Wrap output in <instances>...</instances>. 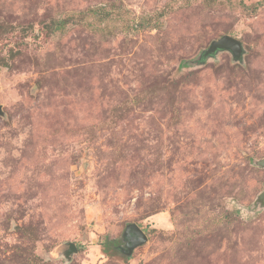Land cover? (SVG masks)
<instances>
[{
	"label": "rangeland",
	"instance_id": "374dc122",
	"mask_svg": "<svg viewBox=\"0 0 264 264\" xmlns=\"http://www.w3.org/2000/svg\"><path fill=\"white\" fill-rule=\"evenodd\" d=\"M0 105V264H264V0H0Z\"/></svg>",
	"mask_w": 264,
	"mask_h": 264
},
{
	"label": "water",
	"instance_id": "95a60500",
	"mask_svg": "<svg viewBox=\"0 0 264 264\" xmlns=\"http://www.w3.org/2000/svg\"><path fill=\"white\" fill-rule=\"evenodd\" d=\"M220 51H228L232 54L234 60L240 62L243 59L245 50L243 43L229 35H225L218 40L212 42L209 49L204 53V57H209L216 55L217 52ZM3 114L2 106L0 105V115ZM258 165L264 168V159L258 162ZM258 200L264 205V191L260 194ZM128 236H131L129 239ZM125 239L127 240L126 243V250L127 256H131L135 249L138 247L143 246L148 242V236L146 233L135 223L127 226L125 231ZM69 254L73 251H76L75 244L69 243Z\"/></svg>",
	"mask_w": 264,
	"mask_h": 264
},
{
	"label": "trees",
	"instance_id": "16d2710c",
	"mask_svg": "<svg viewBox=\"0 0 264 264\" xmlns=\"http://www.w3.org/2000/svg\"><path fill=\"white\" fill-rule=\"evenodd\" d=\"M51 26L53 27L52 29L54 31H60L64 28V22H54ZM109 244L112 245V243H109Z\"/></svg>",
	"mask_w": 264,
	"mask_h": 264
},
{
	"label": "flooded vegetation",
	"instance_id": "af4514ba",
	"mask_svg": "<svg viewBox=\"0 0 264 264\" xmlns=\"http://www.w3.org/2000/svg\"><path fill=\"white\" fill-rule=\"evenodd\" d=\"M128 238L130 239V238H131V236H128Z\"/></svg>",
	"mask_w": 264,
	"mask_h": 264
}]
</instances>
